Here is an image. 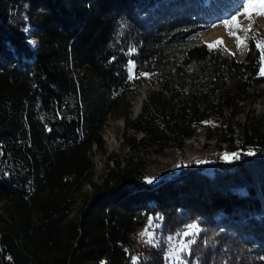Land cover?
I'll list each match as a JSON object with an SVG mask.
<instances>
[{
    "label": "trees",
    "instance_id": "trees-1",
    "mask_svg": "<svg viewBox=\"0 0 264 264\" xmlns=\"http://www.w3.org/2000/svg\"><path fill=\"white\" fill-rule=\"evenodd\" d=\"M230 1L0 0V264H162L161 244L131 247L144 216L161 237L198 224L189 264H264V142L232 120L264 97L260 53L249 40L238 60L197 35ZM142 85L128 124L141 137L92 183L90 148ZM198 134L238 158L145 183L144 157Z\"/></svg>",
    "mask_w": 264,
    "mask_h": 264
},
{
    "label": "rangeland",
    "instance_id": "rangeland-1",
    "mask_svg": "<svg viewBox=\"0 0 264 264\" xmlns=\"http://www.w3.org/2000/svg\"><path fill=\"white\" fill-rule=\"evenodd\" d=\"M240 5L241 0H231L229 5L232 10L231 14H233ZM231 14L225 12L222 18L212 20L207 28L199 30L197 35L199 40L206 45L218 38H223L226 47L231 53H235L233 56L236 59L240 60L245 50L243 52L237 50L235 39L228 35L227 30L220 23L221 20L228 18ZM254 19L255 23L253 27L256 31L264 29V17H254ZM244 23L247 24L248 21L244 20ZM27 24V29L25 30L27 42L29 46L32 45L35 47V39L32 37L33 24L31 21H27ZM213 24L217 26L210 27ZM147 91H149V88L142 85L135 94H127L124 97L125 106H120V108L114 111L106 120L101 131V147L90 148L89 157L92 164L90 181L92 183H98L101 175L106 172V167L111 166L110 160L108 159L110 154H114L119 160H122L123 156L127 157L129 155V151L125 144L126 140L133 137L134 140L137 141L141 137V134L134 133L128 127V124L131 123L138 114L141 101L145 97ZM182 92H184V89H182ZM232 120L236 125L240 127L246 126L251 132H254L253 136L256 142H264V97L245 105L243 112L237 113ZM231 145L232 148L235 147L239 149L240 145L238 139L234 138ZM237 151H232L223 144L217 146L213 140L206 141L201 134H198L195 138L187 140L181 150L169 149L166 150L162 156L144 157V181L147 184H154L159 181L173 179L179 175L181 169L189 165L196 167L210 165L213 161L230 162L236 158L225 159L224 154H237L239 153ZM146 178H152V182L149 183ZM91 190L90 185L86 182L81 186L75 195V203L70 212V218H74L81 197L89 196ZM150 220L152 221L151 226H149ZM159 223L160 221L157 217L144 216L140 226L137 227L133 234L132 249L137 252H144L161 244L163 250L162 264H189L188 255L192 243L189 244L187 251H180V249L185 243L193 241L195 236L178 235V233L188 230L185 227L188 224L182 225L173 233L161 237L158 231L160 226ZM145 229L153 234V243L147 242L149 240L147 234L141 235V233L145 232ZM169 236L172 237V240H168Z\"/></svg>",
    "mask_w": 264,
    "mask_h": 264
},
{
    "label": "snow or ice",
    "instance_id": "snow-or-ice-1",
    "mask_svg": "<svg viewBox=\"0 0 264 264\" xmlns=\"http://www.w3.org/2000/svg\"><path fill=\"white\" fill-rule=\"evenodd\" d=\"M254 17H264V0H241L240 7L228 18L223 19L220 23L225 27L227 33L230 37L235 39L236 48L238 51L243 52L245 49L249 47L248 41H255V47L259 50L260 56L259 60L261 62L260 66V75H264V34H258L256 29L253 27L255 23ZM243 18V19H241ZM244 20H247L248 23L245 24ZM216 24L211 25L210 27H216ZM207 47L210 50L222 49L225 52H229L231 55H235V53H231L230 50L226 47L223 38H218L217 40L208 43ZM135 65L132 62H129V76L128 78L134 79L137 78V74L134 71ZM139 76H148V73L140 72ZM251 155L252 153L249 152ZM225 159L238 158L236 153H225ZM149 183L152 182V178H146ZM152 225V221H149V226ZM187 231L182 233H178V235L183 236H195L198 235L199 226L198 224L191 223L185 226ZM147 234L149 236L148 243H153V234L148 232L145 229L144 233L141 235ZM168 240H172V237L169 236ZM194 243V241H189L185 243L184 246L180 249V251H187L189 244ZM135 264V261H134Z\"/></svg>",
    "mask_w": 264,
    "mask_h": 264
},
{
    "label": "water",
    "instance_id": "water-1",
    "mask_svg": "<svg viewBox=\"0 0 264 264\" xmlns=\"http://www.w3.org/2000/svg\"><path fill=\"white\" fill-rule=\"evenodd\" d=\"M195 35V34H194ZM36 47V46H35Z\"/></svg>",
    "mask_w": 264,
    "mask_h": 264
}]
</instances>
